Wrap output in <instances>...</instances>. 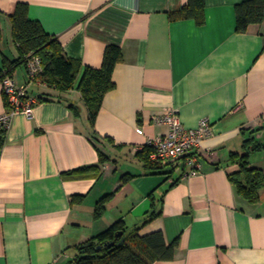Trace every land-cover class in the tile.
I'll return each instance as SVG.
<instances>
[{"label":"crops","instance_id":"0c3cea01","mask_svg":"<svg viewBox=\"0 0 264 264\" xmlns=\"http://www.w3.org/2000/svg\"><path fill=\"white\" fill-rule=\"evenodd\" d=\"M204 1L199 25L170 18L188 0H0V71L7 58L9 76L39 100L31 117H11L0 149V264H63L118 220L179 241L173 260L153 264H264V196L249 202L229 178L238 169L230 153L245 152L249 131L264 136V21L239 32L244 0ZM19 3L81 63L77 82L84 67H102L107 46L122 48L94 128L76 87L49 96L55 90L30 84L26 66L13 63L10 16ZM1 81L0 115L8 111ZM170 111L187 128L211 122L195 150L196 171L186 159L149 170L137 156L167 133L153 119ZM99 150L110 160L101 162ZM251 156L250 165L264 169V158ZM124 174L133 177L123 184ZM108 194L107 211L95 218ZM75 195L83 199L73 202ZM153 210L158 216L143 225Z\"/></svg>","mask_w":264,"mask_h":264},{"label":"trees","instance_id":"16d2710c","mask_svg":"<svg viewBox=\"0 0 264 264\" xmlns=\"http://www.w3.org/2000/svg\"><path fill=\"white\" fill-rule=\"evenodd\" d=\"M237 30L245 32L251 24H259L264 21V0H244L237 4ZM172 20L194 19L197 24L205 23V1L188 0L183 8L170 14ZM12 23L13 40L18 48L19 57L13 63L25 65L31 56L37 55L42 59L43 71L38 80L55 90L49 92V96H60L62 92L77 88L85 100L89 111L91 127H95L97 116L101 110L104 96L115 87L113 71L115 66L123 61V51L118 45L107 46L103 64L100 69L84 67V72L79 82L78 77L82 65L78 60L68 58L64 54L63 46L57 37L47 33L40 21L29 17L28 5L19 3L14 14L10 16ZM4 59V68L0 71V81L11 73V64ZM10 65V66H9ZM5 105L11 109V103L4 94ZM43 99V96H40ZM76 114L77 106L70 105ZM260 129L249 131L244 140L245 152H231L229 161L237 164L238 169L229 174V178L236 186L237 192L251 203H258L264 196V169L251 166L249 158L253 153L264 150V140L256 136ZM8 128L0 125V149L7 140ZM246 135V134H245ZM113 142L112 139L108 138ZM154 151L150 145H145L137 152V156L143 162V166L149 170L159 171L166 165L163 162L153 161L150 156ZM101 162L110 160V157L99 150ZM71 172L67 175L70 176ZM133 176L124 174L123 184ZM176 179L170 187L179 182ZM114 194H108L101 198L95 207V218L102 217L107 211L108 202ZM83 196H73V202L82 200ZM159 212L152 211L144 219L143 225L158 216ZM140 227L128 229L124 220H118L107 229L92 236L88 240L75 247V254L63 264H153L160 260H173L176 255L179 241L168 243L163 231H155L149 234H141Z\"/></svg>","mask_w":264,"mask_h":264},{"label":"built area","instance_id":"2783aa9c","mask_svg":"<svg viewBox=\"0 0 264 264\" xmlns=\"http://www.w3.org/2000/svg\"><path fill=\"white\" fill-rule=\"evenodd\" d=\"M29 83L38 80L39 74L43 71L42 59L33 55L27 63ZM4 94L9 98L11 109L0 115V125L8 128L11 117L16 113H24L31 117L38 98L29 93V86H20L12 76H5L1 81ZM154 123L164 124L168 127L165 134L158 135L149 140L147 145L153 147L150 158L153 161H179L186 159L187 164L196 171L199 161L195 150L201 146L203 140L212 134V125L209 119H201L195 128H187L181 122L176 111H170L154 117Z\"/></svg>","mask_w":264,"mask_h":264},{"label":"rangeland","instance_id":"374dc122","mask_svg":"<svg viewBox=\"0 0 264 264\" xmlns=\"http://www.w3.org/2000/svg\"><path fill=\"white\" fill-rule=\"evenodd\" d=\"M260 140H264V136L263 137H259ZM252 157V162H255L256 159L258 158H264V150L261 151V152H257V153H253V155L251 156Z\"/></svg>","mask_w":264,"mask_h":264}]
</instances>
